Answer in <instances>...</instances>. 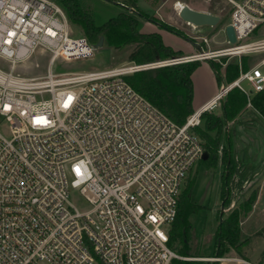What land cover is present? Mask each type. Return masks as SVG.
Returning <instances> with one entry per match:
<instances>
[{
    "label": "built area",
    "instance_id": "obj_1",
    "mask_svg": "<svg viewBox=\"0 0 264 264\" xmlns=\"http://www.w3.org/2000/svg\"><path fill=\"white\" fill-rule=\"evenodd\" d=\"M226 1L234 43L226 38L202 54L143 64L54 72L56 60L86 58L93 44L70 33L63 9L51 0H0V118L9 124L8 136L0 132V264H173L180 257L169 229L181 184L204 152L193 128L230 89L247 97L264 89V73H254L264 66V36L245 40L264 26V0ZM37 48L49 54L46 72L16 73ZM253 54L260 56L254 65L223 81L180 125L124 78ZM70 189H78L86 209L72 204Z\"/></svg>",
    "mask_w": 264,
    "mask_h": 264
},
{
    "label": "rangeland",
    "instance_id": "obj_2",
    "mask_svg": "<svg viewBox=\"0 0 264 264\" xmlns=\"http://www.w3.org/2000/svg\"><path fill=\"white\" fill-rule=\"evenodd\" d=\"M58 4L57 0H51ZM91 5L93 20L96 25H101L112 17H116L120 12L138 15L137 29L140 32L156 31L160 33L162 41L169 45L174 50H180L181 53L176 56H185L198 53L196 48L191 47V39L201 45L204 51L214 50L225 45L226 35L223 30L228 23L231 6L226 0H162L163 4H153L154 0H120L125 1L127 7L133 8V11L121 6L120 1L116 0H81ZM133 1L137 6L132 7L130 2ZM161 0H158L159 3ZM181 2L189 7L197 10L209 12L219 17V22L214 26H193L183 21L178 15V7L174 4ZM122 4V2H121ZM177 7V8H176ZM141 13H140V11ZM137 13V14H135ZM141 14V17H139ZM166 23L176 29L179 34H175L159 24ZM70 25V33L75 36H83L80 28ZM264 36V26L256 29L252 34L245 38L246 41L254 40ZM84 37V36H83ZM207 39V42L203 41ZM135 44H127L120 47H110L104 41L102 45L95 48L92 55L86 58H78L69 61L61 59L56 60L51 69L54 72H81L93 69H102L105 67L119 66L124 64H139L130 59V54L134 50ZM49 54L42 48H37L35 53L25 62L16 65L15 72L20 75L38 76L46 72ZM245 59L246 66L249 68L254 65L259 55H247ZM241 56H231L222 59H209L216 61L219 65V73L222 77L224 74L225 64L231 61L236 62L240 68L243 60ZM200 66L192 73L191 79L193 82V100L205 95L211 89L218 90L224 80L215 74V70L205 59H199ZM147 63V62H146ZM0 64L2 61L0 60ZM143 64V63H140ZM243 65V64H242ZM7 67L6 65L4 66ZM255 74L264 73V66L258 67ZM218 76V78H216ZM228 83V82H226ZM245 87L248 84L243 81ZM224 95L223 99L226 97ZM250 97V94H249ZM222 99V100H223ZM246 105V110H251V104ZM222 101L211 111L220 114V105ZM243 116V115H242ZM249 114L246 115L248 118ZM230 122H227L228 126ZM199 125H202L200 119ZM225 125V126H226ZM221 133L220 145L218 153L220 154L221 146L225 144L226 128ZM0 132L6 136L9 135V124L4 119L0 118ZM205 152V151H204ZM260 164V172L249 173L245 181H242L241 189L237 190L234 199L221 207L223 200L220 197L221 175L223 173V165L218 163L215 166H208V162L197 161L192 167L189 174L181 184L180 192L185 189L188 180L191 181L190 201L198 204L197 210L188 213V220L191 224L190 240L188 242V254H182L178 251L180 243L175 240L173 247L175 252L180 256L177 260H190L197 264H206L207 262L198 257H215L212 256L215 250V232L217 229L219 217H227L233 211L239 212V228L242 244L239 247V252L229 249L221 256L234 257L244 260L251 264H264V155L258 158ZM206 163V164H205ZM253 197V201L249 207H246V200ZM70 201L79 209L83 210L88 207L85 199L80 195L78 189H70ZM177 246V247H175ZM217 264H246L241 261H214Z\"/></svg>",
    "mask_w": 264,
    "mask_h": 264
},
{
    "label": "trees",
    "instance_id": "obj_3",
    "mask_svg": "<svg viewBox=\"0 0 264 264\" xmlns=\"http://www.w3.org/2000/svg\"><path fill=\"white\" fill-rule=\"evenodd\" d=\"M157 1L154 0L153 4H158ZM57 2L63 9L69 23L80 28L81 33L89 43L95 44L100 36H103V41L110 47L117 48L134 43V50L129 56L136 63L166 59L181 53L180 50H174L165 44L160 33L156 31H138V15L122 11L116 17L110 18L101 25H96L89 3L81 0H57ZM120 2L126 4L125 1ZM130 5L132 7L137 6L133 1L130 2ZM139 17H141V14H139ZM159 25L175 34H179L169 24L161 23ZM247 57L249 56L242 55L240 57V61L243 60V65L241 64L240 68L236 62L226 63L222 77L216 61H207L215 70V74L229 83L238 76L240 70L245 71L248 69L245 63ZM200 64V60L197 59L141 69L125 75L124 78L158 109L180 125L194 111L192 107L193 82L191 75ZM248 98L252 109L248 110L249 116L246 118L247 110L244 106ZM220 110V114L203 112L200 116L202 125L194 126L193 129L201 140L203 150L207 153V158L200 159V161L208 162V166H215L219 161L224 167L221 175L220 197L223 203L227 204L234 199L237 190L241 189L242 181L247 179L249 173L255 172L258 174L260 172V164L257 160L253 161L252 154L248 153V148L253 146L252 143H243L242 146H239L238 141L246 131H251L254 135L264 129V89L252 92L250 97H247L245 93L234 87L227 92L226 97L222 100ZM227 122H230V124L225 132V135H227L225 136V144L221 146V154H219L221 133ZM190 183L191 181L188 180L184 191L179 196L176 216L169 229L170 246L174 249L173 243L178 240L181 245L178 247V251L186 255L188 254L187 244L191 235L188 213L197 210L199 207L198 204L190 201ZM253 199V197H250L246 200V207L250 206ZM239 215V212L235 210L227 217H219L218 220L221 218V221H218L217 224L215 232L216 248L212 256H221L230 248L239 252V247L242 244ZM173 264H197V262L174 259ZM206 264L217 263L212 261Z\"/></svg>",
    "mask_w": 264,
    "mask_h": 264
},
{
    "label": "water",
    "instance_id": "obj_4",
    "mask_svg": "<svg viewBox=\"0 0 264 264\" xmlns=\"http://www.w3.org/2000/svg\"><path fill=\"white\" fill-rule=\"evenodd\" d=\"M119 4L121 6L127 8V9H129L130 11H133V8L127 7L121 3H119ZM178 15L183 21H185L188 24H191L195 27L204 26V25L214 26L219 22V17L217 15L211 14V13L206 12V11L193 9L184 3L181 6H179ZM223 30L225 32V35H226L228 42L234 43L236 40V37H235L234 30H233L231 24L227 23L224 26ZM187 39L196 46V50L198 51L199 54H202L204 52L203 48L201 47V45L199 43L194 42L189 38H187ZM102 43H103V36H100L99 39L97 40V42L95 44H93V47L98 48L102 45ZM246 113L249 114V111H246ZM225 128L227 129V125L225 126ZM246 133L248 135H253V133L251 131H246ZM258 134L261 138H264V134L262 132H258ZM254 141H255L256 147H258L259 146L258 139H255ZM243 142L248 143V140L246 139V136L244 134H242L240 136V140L238 141L239 146H242ZM251 151H252V149L249 147L248 153L250 154ZM256 157H257V154H254L253 155V161L256 160ZM206 158H207V153L203 152L201 159L204 160ZM221 207H223V202L221 203ZM219 221H221V218ZM217 246H218V242H217Z\"/></svg>",
    "mask_w": 264,
    "mask_h": 264
},
{
    "label": "crops",
    "instance_id": "obj_5",
    "mask_svg": "<svg viewBox=\"0 0 264 264\" xmlns=\"http://www.w3.org/2000/svg\"><path fill=\"white\" fill-rule=\"evenodd\" d=\"M158 4L161 6L163 4V1L161 0ZM190 45H191V47L196 48V46L192 42H190ZM216 92H217V90L211 89L205 95L198 97V99L196 101H194L192 99L193 109L196 110L197 108H199L202 104H204L206 101H208ZM259 132H262L264 134V129L259 131ZM245 136H246V139L248 140V143H245V142H243V143L244 144H249V143L251 144L252 143L253 146L250 147L252 149L250 155L252 154V156H253L254 154H257L256 160H258V158L264 154V138H261L257 132L254 135H245ZM255 139H258V142H259L258 147H256V144H254ZM252 160H253V157H252Z\"/></svg>",
    "mask_w": 264,
    "mask_h": 264
},
{
    "label": "bare ground",
    "instance_id": "obj_6",
    "mask_svg": "<svg viewBox=\"0 0 264 264\" xmlns=\"http://www.w3.org/2000/svg\"><path fill=\"white\" fill-rule=\"evenodd\" d=\"M183 3H181V2H176V4H175V6H177L178 8H179V6H181ZM176 7V8H177Z\"/></svg>",
    "mask_w": 264,
    "mask_h": 264
},
{
    "label": "flooded vegetation",
    "instance_id": "obj_7",
    "mask_svg": "<svg viewBox=\"0 0 264 264\" xmlns=\"http://www.w3.org/2000/svg\"><path fill=\"white\" fill-rule=\"evenodd\" d=\"M221 106V105H220ZM244 135H248L247 133H245ZM227 136V135H226ZM255 144V143H254ZM252 147V146H251ZM220 154H221V151H220ZM264 155V154H263Z\"/></svg>",
    "mask_w": 264,
    "mask_h": 264
}]
</instances>
